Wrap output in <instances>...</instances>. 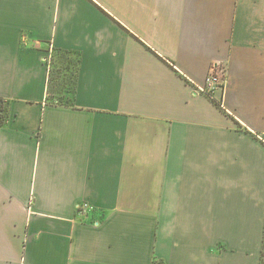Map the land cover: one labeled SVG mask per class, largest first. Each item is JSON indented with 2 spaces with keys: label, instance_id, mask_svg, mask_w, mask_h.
<instances>
[{
  "label": "crops",
  "instance_id": "1",
  "mask_svg": "<svg viewBox=\"0 0 264 264\" xmlns=\"http://www.w3.org/2000/svg\"><path fill=\"white\" fill-rule=\"evenodd\" d=\"M0 98V264H261L264 0H0Z\"/></svg>",
  "mask_w": 264,
  "mask_h": 264
},
{
  "label": "rangeland",
  "instance_id": "2",
  "mask_svg": "<svg viewBox=\"0 0 264 264\" xmlns=\"http://www.w3.org/2000/svg\"><path fill=\"white\" fill-rule=\"evenodd\" d=\"M77 57L78 55L75 53L59 50H51V54L47 56V62L50 65L51 71V93L48 97L50 102H70L77 71ZM4 111L1 110L0 114L5 116ZM262 254L261 262L263 260L264 263V250ZM156 264L160 263L157 262Z\"/></svg>",
  "mask_w": 264,
  "mask_h": 264
},
{
  "label": "built area",
  "instance_id": "3",
  "mask_svg": "<svg viewBox=\"0 0 264 264\" xmlns=\"http://www.w3.org/2000/svg\"><path fill=\"white\" fill-rule=\"evenodd\" d=\"M228 73V67L225 63L216 62L212 64L207 75L206 85L202 88V91L215 99V94L218 91L225 92L226 83L228 80ZM92 208L93 206H91L87 202H84L79 204L78 212L82 214H87Z\"/></svg>",
  "mask_w": 264,
  "mask_h": 264
},
{
  "label": "trees",
  "instance_id": "4",
  "mask_svg": "<svg viewBox=\"0 0 264 264\" xmlns=\"http://www.w3.org/2000/svg\"><path fill=\"white\" fill-rule=\"evenodd\" d=\"M59 51H63V50H59ZM64 52H68V53H74V52H70V51H64ZM76 54V53H75ZM77 61H79V57H77ZM77 68H78V64H77ZM51 76V75H50ZM76 76H77V71H76ZM76 76H75V81H76ZM50 82H51V77H50ZM74 88H75V83H74ZM73 91H74V89H73ZM72 91V92H73ZM51 93V91H50V85H49V93L48 94H50ZM48 97H49V95H48ZM72 99V98H71ZM48 100H49V98H48ZM71 101V100H70ZM50 102V101H49ZM217 102V101H216ZM53 103H63V102H53ZM5 100L3 99V98H0V111L2 110V111H4L6 108H5ZM217 104L218 105H220V103H218L217 102ZM5 121H6V116H4V115H2V114H0V127L1 126H3L4 125V123H5ZM264 250V239H263V249H262V251ZM263 255V254H262ZM261 264H264L263 263V260H262V262H261Z\"/></svg>",
  "mask_w": 264,
  "mask_h": 264
}]
</instances>
